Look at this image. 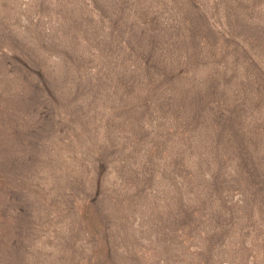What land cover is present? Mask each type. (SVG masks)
Returning a JSON list of instances; mask_svg holds the SVG:
<instances>
[{"label":"rangeland","instance_id":"rangeland-1","mask_svg":"<svg viewBox=\"0 0 264 264\" xmlns=\"http://www.w3.org/2000/svg\"><path fill=\"white\" fill-rule=\"evenodd\" d=\"M0 264H264V0H0Z\"/></svg>","mask_w":264,"mask_h":264}]
</instances>
